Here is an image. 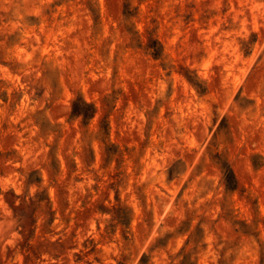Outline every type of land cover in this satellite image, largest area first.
Instances as JSON below:
<instances>
[{"label":"rangeland","instance_id":"obj_1","mask_svg":"<svg viewBox=\"0 0 264 264\" xmlns=\"http://www.w3.org/2000/svg\"><path fill=\"white\" fill-rule=\"evenodd\" d=\"M0 264H264V0H0Z\"/></svg>","mask_w":264,"mask_h":264}]
</instances>
